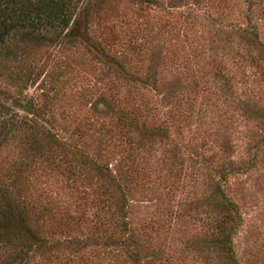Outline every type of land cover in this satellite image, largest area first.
Here are the masks:
<instances>
[{
    "label": "rangeland",
    "instance_id": "rangeland-1",
    "mask_svg": "<svg viewBox=\"0 0 264 264\" xmlns=\"http://www.w3.org/2000/svg\"><path fill=\"white\" fill-rule=\"evenodd\" d=\"M85 35L0 58L43 149L0 146L37 240L0 264H264V0H97Z\"/></svg>",
    "mask_w": 264,
    "mask_h": 264
},
{
    "label": "trees",
    "instance_id": "trees-1",
    "mask_svg": "<svg viewBox=\"0 0 264 264\" xmlns=\"http://www.w3.org/2000/svg\"><path fill=\"white\" fill-rule=\"evenodd\" d=\"M95 1L97 0H0V58L3 57V61L10 60L32 43L76 42L78 37L86 36L87 18ZM23 126L34 130L35 137H32L30 152H41L43 149L36 136L42 133V126L30 119L16 120L10 108L0 102V146ZM149 135L154 133H143L142 138ZM96 168L99 172H106L105 175L101 173L103 177L116 182L108 168L99 164ZM8 173H4L0 164V242L13 245L18 241L26 243L29 239L36 240L34 229L29 223L28 209L15 199L13 191L9 189L10 185L6 180L10 178ZM217 205L225 210L223 213L226 215L229 206L220 200ZM217 228L220 237L223 236L218 250L232 257L228 239L223 234V219L217 222ZM134 253L139 256L136 251Z\"/></svg>",
    "mask_w": 264,
    "mask_h": 264
}]
</instances>
